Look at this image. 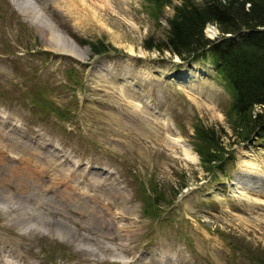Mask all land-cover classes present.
Here are the masks:
<instances>
[{"label": "rangeland", "instance_id": "obj_1", "mask_svg": "<svg viewBox=\"0 0 264 264\" xmlns=\"http://www.w3.org/2000/svg\"><path fill=\"white\" fill-rule=\"evenodd\" d=\"M22 2L0 0V159L38 167L41 183L0 179V264H264V139L233 145L208 175L194 126L232 142V94L210 60L143 45L166 40L182 0L157 19L147 0ZM31 9L80 53L54 50Z\"/></svg>", "mask_w": 264, "mask_h": 264}, {"label": "trees", "instance_id": "obj_2", "mask_svg": "<svg viewBox=\"0 0 264 264\" xmlns=\"http://www.w3.org/2000/svg\"><path fill=\"white\" fill-rule=\"evenodd\" d=\"M147 1L156 19L171 4V0ZM201 1L202 5H197L192 0H182L174 6L167 20L166 40L148 39L143 45L146 50L161 54L169 51L189 64L210 60L232 94L225 114L234 137L230 138L232 142L223 145L222 136L213 128L194 126L192 147L204 171L216 179L214 174L224 173L225 163L233 159V145L247 144L254 137L256 141L264 139V0ZM208 25L216 27V39L206 37ZM84 43L94 55L108 52L102 41ZM142 192L143 200L149 199L147 190Z\"/></svg>", "mask_w": 264, "mask_h": 264}, {"label": "bare ground", "instance_id": "obj_3", "mask_svg": "<svg viewBox=\"0 0 264 264\" xmlns=\"http://www.w3.org/2000/svg\"><path fill=\"white\" fill-rule=\"evenodd\" d=\"M18 1H25L22 2V5L25 6V4H27V2H29L30 0H16ZM27 7V6H26ZM23 10L25 12L26 8L23 7ZM29 8V7H28ZM32 15H33V19L36 22V25L38 26V28L42 31V27L47 28L50 36L49 39V44H53L52 48L56 51H64V52H69V53H76L79 52L78 46L70 39L68 38L65 34H63L57 27L56 25H54L52 22H50L49 20H47L42 14H40L39 12L35 11V9H31ZM29 13V11H28ZM209 32V31H208ZM210 33H213L210 31ZM51 47V46H50ZM144 102L149 103V101L145 100ZM138 107H140V103L137 104ZM179 140H177V142H179ZM185 156L190 158V159H195V156H192V153L190 152V148H186L184 150ZM1 157V155H0ZM39 168L36 167V170L32 169V168H27V167H21V166H17V165H10L6 160L4 159H0V179L3 182H8V181H15L17 182V187L19 189H21L23 192L27 191L29 189V187H36L38 184L41 183V180L38 177L39 174ZM0 183V184H2ZM3 188V187H2ZM33 192V191H32ZM70 193L65 192L61 197L62 199H68L71 200ZM6 202V199H8L7 196H4L3 198ZM9 200V199H8ZM12 201V200H11ZM12 203V202H11ZM5 205V204H4ZM34 225V224H33ZM34 228V227H33ZM32 229V226H31ZM37 229V228H36ZM126 229V228H125ZM124 229V230H125ZM126 231V230H125ZM120 234L123 231L122 228L119 229ZM123 234V233H122ZM124 236V234L122 235ZM110 238V237H109ZM111 240V239H110ZM114 240V239H113ZM116 240V239H115ZM32 259V258H31Z\"/></svg>", "mask_w": 264, "mask_h": 264}, {"label": "built area", "instance_id": "obj_4", "mask_svg": "<svg viewBox=\"0 0 264 264\" xmlns=\"http://www.w3.org/2000/svg\"><path fill=\"white\" fill-rule=\"evenodd\" d=\"M211 27L215 29V27H214V26H211Z\"/></svg>", "mask_w": 264, "mask_h": 264}]
</instances>
